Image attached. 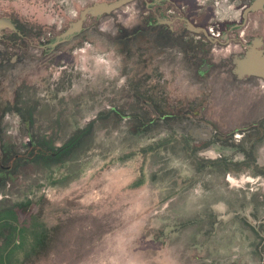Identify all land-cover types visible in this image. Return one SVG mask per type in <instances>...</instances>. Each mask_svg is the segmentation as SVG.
<instances>
[{
  "label": "flooded vegetation",
  "instance_id": "obj_1",
  "mask_svg": "<svg viewBox=\"0 0 264 264\" xmlns=\"http://www.w3.org/2000/svg\"><path fill=\"white\" fill-rule=\"evenodd\" d=\"M129 5H134L136 18L125 26L119 12ZM103 16L108 22L105 69L113 74L107 70L105 89L97 94L102 108L62 145L57 129L67 119L63 103L74 102L76 116L79 103L93 100L87 88L80 99L72 95L79 85L76 70L84 69L72 58L93 44L96 26L88 22ZM103 16L89 17L64 42L58 38L65 30L57 34L6 18L14 29L0 32V196L34 181L41 171L67 163L97 123L113 128L124 123L126 138H159L163 145L198 153L203 166L264 179L258 161L264 153V1L135 0ZM249 54L255 67L242 65ZM110 56L118 60L117 66L110 65ZM173 69L179 78L185 77L184 70L191 73L192 83L200 88L195 99L171 101L161 91ZM240 69L262 70L254 75ZM80 75V83L88 85V76ZM83 113L88 115V110ZM52 122L56 131L50 133L46 123ZM252 205L251 217L259 220L254 232H264V211ZM254 264H264V257Z\"/></svg>",
  "mask_w": 264,
  "mask_h": 264
},
{
  "label": "rangeland",
  "instance_id": "obj_2",
  "mask_svg": "<svg viewBox=\"0 0 264 264\" xmlns=\"http://www.w3.org/2000/svg\"><path fill=\"white\" fill-rule=\"evenodd\" d=\"M113 1L0 0V18H20L59 34L89 4ZM134 10L129 5L119 12L122 25L135 23ZM107 23L105 16L90 20L88 26H96L93 44L72 58L84 66L76 70L79 85L72 95L80 99L87 88L93 100L87 106L79 103L76 116L74 102L63 103L67 119L57 129L62 145L102 108L97 94L105 89L107 70L111 72L105 69ZM108 60L117 66L118 60ZM81 72L88 76V85L80 83ZM184 75L179 78L173 69L161 85L171 101L198 96L191 73L184 70ZM46 124L50 133L56 131L55 123ZM97 124L67 163L41 171L27 186H14L11 194L0 196V209L31 200L41 204L38 213L48 223L64 222L56 251L29 264H254L264 257V232H254L259 220L251 217L252 204H264V179L203 166L198 153L163 145L159 138H126L124 123L115 128ZM258 161L264 167V153ZM258 208L264 211V205ZM260 216L263 220L264 213Z\"/></svg>",
  "mask_w": 264,
  "mask_h": 264
},
{
  "label": "trees",
  "instance_id": "obj_3",
  "mask_svg": "<svg viewBox=\"0 0 264 264\" xmlns=\"http://www.w3.org/2000/svg\"><path fill=\"white\" fill-rule=\"evenodd\" d=\"M39 208L26 200L0 209V264H29L56 251L64 222L48 223Z\"/></svg>",
  "mask_w": 264,
  "mask_h": 264
},
{
  "label": "water",
  "instance_id": "obj_4",
  "mask_svg": "<svg viewBox=\"0 0 264 264\" xmlns=\"http://www.w3.org/2000/svg\"><path fill=\"white\" fill-rule=\"evenodd\" d=\"M135 0H116L114 2H96L88 7H86L84 10L81 11L80 17L77 21L72 22L69 27L66 29L65 32L61 34V36L58 38L59 41H66L68 38L72 37L74 34L79 33L83 29L84 22L89 17H100L105 14H109L117 9H120L129 3L133 2ZM264 0H257V5L261 4ZM255 9V8H254ZM9 27L14 29L13 24L6 18H0V32L2 28ZM254 60V57L249 54L248 60L242 63L243 66L247 67H255L257 65L252 64V61ZM242 73H248V74H259L260 70L262 69H240Z\"/></svg>",
  "mask_w": 264,
  "mask_h": 264
}]
</instances>
